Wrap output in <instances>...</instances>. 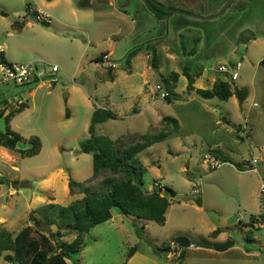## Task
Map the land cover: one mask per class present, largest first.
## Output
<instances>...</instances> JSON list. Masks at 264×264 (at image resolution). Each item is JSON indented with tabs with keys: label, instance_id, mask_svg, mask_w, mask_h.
Wrapping results in <instances>:
<instances>
[{
	"label": "rangeland",
	"instance_id": "374dc122",
	"mask_svg": "<svg viewBox=\"0 0 264 264\" xmlns=\"http://www.w3.org/2000/svg\"><path fill=\"white\" fill-rule=\"evenodd\" d=\"M162 1H179L189 12L203 14L206 10L207 14L222 0ZM38 2L0 0V45L5 56L36 66L43 63L46 69L42 76L26 83L0 82V99H8L10 107L19 100L27 103L10 117V127L22 136H37L40 141L33 155L0 145L10 153L7 158L0 154V176L4 178L0 182V227L15 232L25 224H33L30 214L38 219L34 210L38 205L48 201L65 204L81 196L69 193L67 179L83 183L91 176V154L79 151L78 142L88 135L93 107H108L120 114L97 123L94 130L113 139L117 148L138 139L142 132L154 131L160 117L170 115L177 119V128L138 151L135 160L140 167L134 168L142 188H151L154 181L173 188L174 194H168L164 221L137 218L112 206L108 219L82 233L79 249L66 255V264L123 260L130 264H264V222L258 218L254 224L249 222L251 215L259 213L257 193L260 180L264 182V159L250 164L248 147L249 143L264 141V65L258 62L264 57V0H234L219 15L209 18L176 13L181 16L176 21L188 20L192 25L188 38H183V50L179 35L172 33L174 24L168 25L170 35H161L163 26L156 25L153 16L141 9L135 12L133 0L126 8L138 19L130 23L131 31L127 23L118 22L102 8L100 13L107 14L92 19L89 16L90 26V20L86 23L68 12L63 0L46 7L48 21H39L26 8ZM56 18L66 24L57 25ZM77 18L85 22L87 33L73 26ZM243 27L252 34L248 36L250 33L244 29V34L234 38V31ZM155 35L159 36L150 38ZM195 35L201 40L191 55L188 49ZM151 40L158 68L151 67L148 54L151 68L140 83V57L131 62L127 51L137 41L144 48L143 43ZM106 49H111L108 60L98 59ZM143 50L148 53V49ZM108 61L114 66L109 68ZM235 61L240 62L236 69ZM219 63L225 64L229 72L234 69L236 77L231 79L217 70ZM51 64L57 66L55 71L50 70ZM183 66L196 75L194 86L208 87L220 77L228 80L231 88H246V95L242 100L234 92L226 99L201 97L186 87L185 75L179 74L171 87L174 95L171 93L170 100L159 98L155 84L166 90L159 76L172 69L181 72ZM110 75H116L112 81ZM150 90L155 91V99L144 104ZM213 149L225 154L227 160L209 167L202 158ZM104 175L121 174L102 169L97 177ZM192 187H197L198 193H193ZM196 197L200 204L194 201ZM206 210L217 214V225L210 222ZM134 222L143 229L135 231ZM214 227L219 229L215 235L211 233ZM54 229L55 225L50 224L49 230ZM74 235L66 228L61 238L69 241ZM177 236L210 243L228 238L232 244L223 250L189 245L179 257L166 255L161 248ZM131 245L135 247L128 256ZM0 262L13 264L2 256Z\"/></svg>",
	"mask_w": 264,
	"mask_h": 264
},
{
	"label": "trees",
	"instance_id": "16d2710c",
	"mask_svg": "<svg viewBox=\"0 0 264 264\" xmlns=\"http://www.w3.org/2000/svg\"><path fill=\"white\" fill-rule=\"evenodd\" d=\"M157 1L170 7L187 10V8L179 7L173 3L162 0ZM142 2L146 10L155 19L173 13L170 9L162 8L151 0H142ZM241 4L243 5V3ZM21 25L22 22L18 23L19 27ZM178 35L180 38L179 46L183 50L186 48V40L183 41L186 35L181 31L178 32ZM191 40L193 44L188 49V53L190 54L194 53L199 36H192ZM139 48V45L131 47L127 51V60ZM145 48L150 52L151 67L156 69L158 57L155 44L153 42L146 43ZM101 54L98 57L100 60H102ZM258 62L264 65V57L259 59ZM108 67L111 68L110 66ZM181 73L186 77V87L193 88L195 93L201 97L214 96L219 99H226L233 93L231 85L226 79L216 77L208 87H193V77L186 66H183ZM178 74L177 71L170 70L166 76H159L163 86L168 91V94L164 97L166 101L170 100L171 93H173L171 87L174 85ZM33 79H36V77ZM1 102L4 105L0 108V115H2L5 107L8 106L9 108L4 114L5 131H0V145L10 150L15 149L23 155L37 153L40 147V141L37 136H29L22 140L21 135L8 126V121L14 112L26 107L27 103L19 100L15 106L10 107L8 99L4 98ZM115 117L117 115L108 107L95 106L91 110L87 125L88 135L78 142L79 151L91 154V176L83 183L75 181L70 177L67 179L68 190L70 192L81 193V196L65 204L48 201L35 207L34 210L39 214L38 219L44 220L49 225L54 224V230L44 232L31 223L21 226L15 232H10L0 227V256L6 262L13 264L15 262L17 264H66V255L79 249L78 247L82 243V233L87 231L92 225L108 219L111 216L110 209L112 206H117L120 211L134 215L137 218L152 219L156 222L164 221L165 210L169 204L168 194H174V190L168 185L159 184L156 187L163 188L162 193H159L155 189L148 190L142 188L141 177L134 169L140 167L138 161L135 160V154L150 144L163 139L169 132L176 129L178 126L177 119L170 115H162L160 117V125L154 131L142 132L139 134L138 139L117 148L115 141L109 136L94 132L97 123ZM16 141L29 142L30 145L19 148L15 145ZM212 151L219 155L223 161L227 160L225 154L216 149ZM102 169L108 170L111 174L120 173L121 175L119 177L104 175L98 178L97 176ZM3 180L4 178L0 176V182ZM194 201L196 204L201 203L199 197H196ZM29 217L33 222L38 220L32 214ZM249 220L252 222L255 220V217L251 215ZM260 220L264 222L263 215H261ZM142 227L143 225L135 224V231L143 229ZM66 228L75 232V235L69 241L61 238L63 229ZM218 231V227H214L211 233L215 235ZM134 247V245L129 247L127 251L128 256L134 250ZM161 249L167 250L168 246H164ZM183 250L179 251L178 257L182 255ZM0 264L7 263L0 262ZM107 264L130 263L123 260L119 263Z\"/></svg>",
	"mask_w": 264,
	"mask_h": 264
},
{
	"label": "crops",
	"instance_id": "0c3cea01",
	"mask_svg": "<svg viewBox=\"0 0 264 264\" xmlns=\"http://www.w3.org/2000/svg\"><path fill=\"white\" fill-rule=\"evenodd\" d=\"M57 1H59V0H39V2H38V4H33L37 9H39V10H42L43 12H46L45 10H46V7H51L52 6V4H54V3H56ZM64 1V3H65V5H67L66 6V10L68 11V12H70L71 14H73L74 16H78V17H80V19L81 18H83L84 20H85V22L87 23V21H89L90 20V18L92 19V18H94L96 15H106L107 13H100L101 12V10H99L100 8H102V9H104V10H106L107 12H108V14L109 15H111L112 17H114V18H116V19H118V22H121V23H127L128 24V26H127V29H128V31H131V29H133L130 25V23L131 22H138V19L137 18H133L132 16H130L129 15V11H127V6L129 5V2H130V0H76L75 1V5L74 4H72L71 3V0H63ZM164 2H169V1H164ZM169 3H173V1L172 2H169ZM133 4H134V6L136 7V9H135V12L139 9H141L144 13H149V11H147L146 10V8H145V6H144V4H143V2H142V0H133ZM175 5H177V6H179V7H182V8H185L184 6V4H182V3H179V1H178V4H175ZM188 7V6H187ZM217 8V6L214 8V10ZM185 10V9H184ZM193 12H196V11H193ZM47 13V12H46ZM206 13V10L204 11V13L203 14H205ZM150 15H152L151 13H149ZM201 14V13H200ZM92 15V16H91ZM148 15V14H147ZM178 14H176V12H173V13H171V14H168V15H165L164 17H162V18H159V19H155L154 18V16H153V18L156 20V25H158V26H163L162 28H163V32H162V34L161 35H163V34H165V35H167L168 36V34L170 35L171 33H169L168 32V25H169V23H173L174 24V27H173V30H172V33L174 34V35H176V34H178V32L179 31H181V32H184V35H186L185 36V38H188V36H189V34L191 33L190 32V29L192 28V25L190 24V22L187 20H184L183 22H178L179 21V19L181 20V16H177ZM183 15H185V14H183ZM89 16H91L90 18H89ZM187 16H189V15H187ZM191 17V16H190ZM87 19V20H86ZM178 19V21H176ZM56 20V24L57 25H64V24H66L62 19H60V18H56L55 19ZM85 22L83 23L81 20H79L78 18H77V23L76 24H74L73 26H76V27H78L80 30H81V32H84V33H87V27H86V25H85ZM90 26H91V20H90ZM120 24V23H119ZM176 24V25H175ZM244 29H247V28H239V29H236V31H234L235 32V35H234V38H236V37H239L240 35H242V34H244L243 33V31H244ZM142 32H144V30L142 31ZM190 32V33H189ZM247 33H250L248 36H250L251 34H252V32H251V30H249V29H247ZM156 36H159V35H155V36H151L150 38H152V39H155V37ZM200 40H201V37H199V40L197 41V43H196V45L198 46V44H199V42H200ZM87 41L88 42H90V39H87ZM151 42H154L153 40H151L149 43H151ZM175 43V42H174ZM145 44L146 43H143V46H144V48H145ZM137 45H139L140 46V48L139 49H137V51L134 53V54H132L131 56H130V58H129V60L132 62L136 57H140V63L142 64V71L140 72V74H139V76H140V83H143L145 80H146V76H147V74H148V72H149V69L151 68L150 66H149V64H148V62H147V57H148V54H150L149 52L147 53L145 50H143L144 48L143 47H141L142 46V43L140 42V41H137V42H135V43H133L132 44V46L131 47H133V46H137ZM172 46H175V44H173ZM192 46V45H191ZM197 46H195V52H196V50H197ZM0 47L2 48V46L0 45ZM130 47V48H131ZM189 47H190V45H189ZM143 48V49H142ZM174 49H177L176 48V46L175 47H173ZM81 52V51H80ZM102 52H106L107 54H108V56L110 55V53H111V49H106V50H103V51H101V53ZM194 52V53H195ZM100 53V54H101ZM167 53H169V52H167ZM1 54H2V56L5 58V59H7V60H10V59H8L6 56H5V54H4V52H3V49H2V52H1ZM193 54V53H192ZM191 54V55H192ZM97 57V56H96ZM150 59V58H149ZM130 64H128V66H129ZM157 68H158V65H157ZM172 70H174V69H172ZM128 73H130L131 71H130V66H129V69H128ZM170 71V70H169ZM175 71H177V70H175ZM178 72V71H177ZM190 72V71H189ZM202 71H199V73L198 74H200ZM179 74H182L181 72H178ZM191 73V72H190ZM168 74V73H167ZM167 74H164V76H166ZM179 74H178V76H179ZM197 74V75H198ZM163 75V74H162ZM191 75H192V77H193V80H194V76H196L195 74H193V73H191ZM116 76V75H115ZM115 76L114 75H111V77H110V80L112 81L114 78H115ZM178 78V77H177ZM192 86L193 87H196V86H194V84H193V82H192ZM193 89V88H192ZM194 90V89H193ZM146 94L148 95V99L146 98V101H145V103L144 104H146L147 102H148V100H150V102H152L154 99H155V91L154 90H150V91H148V92H146ZM146 95V96H147ZM206 98H208V97H206ZM2 99H4V98H1L0 99V108L4 105V103H2L1 102V100ZM107 103H108V101H107ZM109 104H111V102L109 103ZM111 106V105H110ZM136 107V106H135ZM135 111H133V112H136V110H137V107L134 109ZM113 111V110H112ZM117 116L119 115L120 116V114H118L117 112H115V111H113ZM158 124L160 125V123L158 122ZM8 126L10 127V125H9V121H8ZM11 128V127H10ZM156 128V127H155ZM154 127H153V129H155ZM12 130H14L13 128H11ZM152 129V130H153ZM14 131H16V130H14ZM17 132V131H16ZM133 133V132H132ZM136 133V132H135ZM20 134V133H19ZM21 135V134H20ZM136 135L138 136V134L136 133ZM21 137H22V140L23 139H26L27 137L26 136H22L21 135ZM253 148L255 149V151H256V148H255V145L253 144ZM38 152V151H37ZM249 152H251L250 150H249ZM18 153V152H17ZM0 154H4L5 155V158H7V157H10V153L6 150V149H4V147L3 148H0ZM157 182V181H156ZM158 184L160 185V182H158ZM153 185V184H152ZM69 191V190H68ZM69 193H70V191H69ZM238 217H241V216H238ZM250 222V221H249ZM252 223V222H251ZM221 241H223V239H218V240H214V241H212V242H214V243H218V242H221ZM192 246H196V245H193V244H191ZM196 247H199V246H196ZM201 249H203L202 247H200ZM204 248H206V247H204ZM213 249V248H212Z\"/></svg>",
	"mask_w": 264,
	"mask_h": 264
},
{
	"label": "built area",
	"instance_id": "2783aa9c",
	"mask_svg": "<svg viewBox=\"0 0 264 264\" xmlns=\"http://www.w3.org/2000/svg\"><path fill=\"white\" fill-rule=\"evenodd\" d=\"M27 10L31 13H33L34 19L39 21H48V13L43 12L42 10L37 9L35 6L28 4L26 6ZM2 48L0 47V82L3 81H13L15 83H26L28 81H31L34 77L42 76L45 73V65L42 63L40 66H36L32 64L31 62H17L12 60L5 59L2 54ZM101 58L108 60V54L102 53ZM240 65L239 61H235L234 68H238ZM107 66L113 67L114 62L108 61ZM57 69V66L55 64H51L50 70L55 71ZM217 70L224 72L225 75H229L231 79L235 78L237 73L233 69L229 72V68L223 64L219 63L217 65ZM155 90L157 91V95L159 98L164 99V97L168 94V92L162 88V85L159 83L155 84ZM256 148V154L250 152V164L254 165L258 161L264 159V141L260 144L255 145ZM204 162H206L209 167H216L221 162L222 159L219 155L215 154L213 151H206L203 154ZM158 185V182L154 181L152 186ZM151 186V187H152ZM191 191L193 193H198L197 187H192ZM258 199L260 200V208L259 213L255 215V220L258 218H261V215L264 216V182L260 180L258 185V193H257ZM255 220L252 221V223H255ZM263 222V221H262ZM176 248V251H175ZM180 247L179 245L174 241H171L168 249L166 250V255H178L179 254Z\"/></svg>",
	"mask_w": 264,
	"mask_h": 264
},
{
	"label": "water",
	"instance_id": "95a60500",
	"mask_svg": "<svg viewBox=\"0 0 264 264\" xmlns=\"http://www.w3.org/2000/svg\"><path fill=\"white\" fill-rule=\"evenodd\" d=\"M151 1L154 2L156 5L162 7V8H168L171 11L176 12V13L185 14V15L194 16V17L196 16L199 18H209V17H214V16L219 15L232 0H224L214 11L207 13V14H201V15L195 14V13H192V12H189L187 10L180 9L177 7L167 6L166 4H163L157 0H151ZM232 91L234 92V94L236 95L238 100H242L244 98V96L246 95V92H247L246 88L237 87V86H233ZM8 108H9L8 106L5 107L3 112H2V115H0V131L1 132L5 131L4 114L7 112ZM15 145L19 148H23V147L29 146L30 143L25 142V141H16ZM248 147L252 153L256 154V151L253 148V143H249ZM152 189H155L159 193L163 192V188H159L156 186H152L148 190H152ZM206 215H207L208 219L210 220V222H212L214 225L218 224L217 214L213 210H206ZM33 224L39 230H42V231H48L49 230V224L42 219L35 220L33 222ZM175 242L179 245L180 250H183L186 246H189L191 244L199 246V247L213 248L215 250H223L232 244V240H230L228 238L224 239L223 241L218 242V243H210V242H207V241H204L201 239H189L185 236H177L175 238Z\"/></svg>",
	"mask_w": 264,
	"mask_h": 264
}]
</instances>
